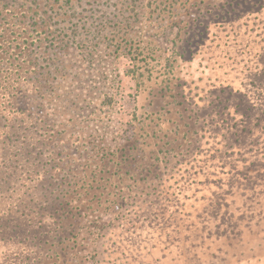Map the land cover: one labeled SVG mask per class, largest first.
I'll list each match as a JSON object with an SVG mask.
<instances>
[{
	"label": "rangeland",
	"instance_id": "374dc122",
	"mask_svg": "<svg viewBox=\"0 0 264 264\" xmlns=\"http://www.w3.org/2000/svg\"><path fill=\"white\" fill-rule=\"evenodd\" d=\"M81 2L83 17L97 15L106 4ZM235 2L172 0L160 18H152L147 8L144 27L149 36L159 33L145 50L146 59L118 61L120 71L130 74H122L108 143L77 145L79 127L65 140L64 133L55 132L64 128L59 112L64 113L67 85L64 0H0V29H5L0 30V264H264V157L258 153H263L258 142L264 120L242 132L238 120L230 129L234 121L228 114L240 99L246 107L247 95L264 101V9L244 16L248 11ZM112 11L111 5L104 9ZM25 37L34 49L22 59L17 44L28 46ZM13 58L23 67L6 77ZM71 59L73 83L94 87L92 67ZM22 78H32V85ZM226 86L240 90V99L223 102L229 96L213 91ZM17 87L23 96L13 111ZM4 90L14 94L6 98L5 111ZM30 109L23 132L20 120ZM96 134L106 135L102 129ZM124 136L128 143L119 145ZM20 146L31 148L30 155H14ZM184 158L189 162L181 161L175 179L166 180L167 206L160 203L149 213L146 207L137 221L122 217L153 200L163 190L164 174ZM18 162L23 165L16 168ZM8 177L12 187L3 182ZM69 179L71 187L65 184ZM221 184L227 186L224 192ZM24 191L44 192L42 203H48L47 195L50 201L63 194L53 209L31 212L42 221L28 233L13 231L19 224L15 216L2 212L15 210ZM26 204H32L22 205L30 210Z\"/></svg>",
	"mask_w": 264,
	"mask_h": 264
},
{
	"label": "flooded vegetation",
	"instance_id": "af4514ba",
	"mask_svg": "<svg viewBox=\"0 0 264 264\" xmlns=\"http://www.w3.org/2000/svg\"><path fill=\"white\" fill-rule=\"evenodd\" d=\"M103 1H106V4H101L100 9L102 10L97 15L87 16L84 14L83 17L81 14L85 8L81 0H64V82H67V85L64 83V126L66 125L68 130L79 127L80 131L76 132L78 136L73 141L78 143L77 145L80 143L99 145L108 143L107 134L110 133V129H113L111 122L116 107L115 96L121 87L123 74L119 69L118 61L121 58H127L128 60L146 59L145 50L150 49L149 46L159 32L157 34L153 33V36L148 35L147 27H144V23L148 18L145 10L149 8L152 11V18H154V15L155 18H160L161 12L164 11L163 7L170 6L172 2V0ZM110 5L114 12H104V9L109 8ZM1 25L2 22H0V27ZM0 30L5 33V29ZM16 39L19 38L16 37ZM24 39L27 41L28 46L26 44L25 46L17 44L19 46L17 54L24 55L22 59H25L26 55H31V50L34 49L29 47V37ZM3 40L4 38H0V42ZM68 49H73V54ZM69 56L72 58L70 61L73 64L75 62L73 57H75L79 58L83 65L89 68L92 67L95 78L94 87L88 90L83 87L79 88L78 84L75 85L73 83L68 74L72 71V68H69V61H67ZM10 59L8 60L10 61ZM13 59L14 61H10L8 65L7 73L4 74V76L7 75L6 77L15 75L23 67V64L21 65L18 62L19 60ZM48 64L50 62L46 58V65ZM107 64L109 66L104 68ZM109 70L112 72L107 73ZM129 74L130 70H124V76ZM21 75H19L20 78ZM31 79L27 78V80H24L22 78L21 82H25L30 87L32 85ZM134 80L137 81V78H134ZM5 89L8 90V88ZM7 90H4L1 94L4 97L3 111L7 110L5 105L6 98L14 95ZM20 93L21 87H17L16 96L13 98V103H11V107L15 103L13 111H17L20 108V99L23 96ZM31 109L23 114L26 120L23 118V120H20L25 125L22 131L28 129L26 126L30 119L28 113ZM61 114L63 113L59 112L60 118L62 117ZM98 129L104 130L106 135H97ZM125 132L127 133V131ZM129 139L126 136L120 137L117 143L123 145L128 143Z\"/></svg>",
	"mask_w": 264,
	"mask_h": 264
},
{
	"label": "trees",
	"instance_id": "16d2710c",
	"mask_svg": "<svg viewBox=\"0 0 264 264\" xmlns=\"http://www.w3.org/2000/svg\"><path fill=\"white\" fill-rule=\"evenodd\" d=\"M231 3H232V1L229 2V5ZM235 4H234V6H238L239 5L240 7H244L245 8V12L248 11L244 16H250V15H252L254 13V12H252L254 8H257L258 10L264 9V0H236ZM216 90H218V92L220 94H222L223 98L229 96L228 98H224L225 100H223V102L230 101L229 100L230 97H234L233 100L235 101V99L237 100L239 98L238 96L241 95L240 90H235L231 86L222 87L220 89H216L215 88L213 91H216ZM213 91L211 90L209 92L210 97H213L215 100H218L219 101V104H220L222 102V99H219V97H220L219 95H213L212 94ZM242 97H243V94H242ZM245 98H247L245 100V102L247 103V106L246 107L244 106V104H245L244 101H241V99L239 98L240 100L237 103H235L232 108L231 107L228 108V114L231 117V119H233V121H234V122H232L230 124L231 125L230 126V129H231L232 125H234L237 122V120H238L239 126H241V131L242 132L247 127L248 128L246 130H249L250 127H256V126L260 125L261 124V121L264 120V101H256L255 98L253 99V98H251L248 95ZM189 103H188V105H189ZM210 104L214 105L215 103L212 102ZM195 105L196 104L194 103V106ZM192 108L193 107H191V109ZM223 108H225V106H223ZM223 108H222V110H223ZM240 110H242V113H241ZM239 111H240V113H239ZM61 115L64 116V113L61 114ZM26 128H28V126H26ZM23 132H25V131H23ZM55 132H62V133H64V140L68 136L73 135L72 134V130H68L66 128V125L62 129L61 128H57V130ZM228 132H230V130ZM236 133L237 132L233 133V136L236 137ZM55 135L58 136L57 134H55ZM226 137H227V135L225 136V138ZM235 137H233V139L236 142L238 140V138H235ZM21 139L22 140L25 139L24 135L21 136ZM44 139H47V137H44L42 139V141H44ZM258 143H259V145H261V144L263 145V147H262L263 148V153H261V152H258V153L261 155V157H264V137H262L261 138V142H258ZM220 145H222V144H220ZM51 147H53V144L51 145ZM222 147H225V146L222 145ZM30 150H31V148L29 149V148H27L25 146H20L19 148H15V150H12V151L15 152L14 155L16 154L19 157H23L25 155H30ZM64 151H65V147H64ZM214 151L219 152L220 149H218V147H217V148L214 149ZM212 153L214 155L216 154L214 152H212ZM62 157H64V163L67 164L66 160H69L68 155L65 154V152H64V155ZM214 157H212V156L210 157L212 159V161H216L217 159H220V156H217V157L214 156ZM188 159L189 158L177 159V162H176L177 163V166L174 167L173 172L164 174L163 181H162V184H161V185L164 186L163 187V190L158 191L155 194V197H154L153 200H149L148 204H146V205L143 204V203H141V205L139 206V209L138 210H134L132 213L129 212L130 215H124V214H122V217H124V218H126V220H128L132 216L133 218H136V221H137V219L140 218V214L143 213L146 210V207H147V211L149 213V212H155L156 211V207L158 208V204H160V203H163V205L167 206L169 204V201H170L168 199L170 192H169V189L165 188V186H166V180L167 179H169V180L170 179L171 180L172 179H175V177H176L175 172L177 171V167L178 166L180 167V165L183 164V163H185V161L186 162H189ZM45 161H46V159H45ZM70 161H73L74 162V165H75V162H76L75 158L74 159H71ZM181 161H183V163H181ZM20 165H23L22 162H18L16 164V168H19ZM74 165H70V168H72ZM211 166H214V165H211ZM211 166L210 165H207V166H205V168L206 167H209L210 169H212ZM202 170H205V169L203 168ZM70 175L72 177H75L77 174H74V175L73 174H70ZM65 177H67V175ZM18 178L19 177H16L15 180L18 181ZM36 179H37L38 184H39L38 186H40L41 189H44V186L46 187V185L44 183V180L41 179V177H38ZM12 181L13 180L11 178H9V177L8 178H5V180H3V182H7L8 183L9 187H12L11 186L12 185L11 184ZM177 181H178V179H177ZM191 181L192 180H190V182ZM65 184H66V186L71 187L72 181L69 179L68 181L65 182ZM24 185H25V182H24L23 186ZM183 187H186V186H183ZM183 187H182V189L179 190L180 192L183 191ZM226 187L227 186L221 184L218 189L220 191L224 192L225 189H226ZM71 190H73V189H71ZM11 191H13V190H11ZM52 192H54V191L51 190L50 193H52ZM44 196H45L44 192H34L32 194H28V193H25V191H24V192H22L19 195V198L21 200H19L18 202H14L13 203L15 205V208H16L15 210H12L10 208H8L6 210H2L3 213H8V214L9 213H12L15 216L13 218L14 221H16V222L19 223L18 225H16V226L13 227V231H17L18 232V231H24L25 230V232L28 233L29 232V228H35L34 225L40 224V222H39L40 219H37L33 215L31 216V212L32 213H38V212H36V209L37 208L39 210H45L46 208L53 209L54 206H55V203H54L55 200H57L59 197H60V199H62L63 194H62V192H61V194L58 193L57 196L51 197V200L50 201H48V195H47L46 201L48 203H45V202L42 203V198ZM23 200H25V201H23ZM24 203H30V204H32V206H28L26 204V208H28L30 210H26L25 208L22 207V205ZM19 205H21V206H19ZM53 213H55V211ZM165 214H167V213L164 211V215ZM154 215L155 214H153L152 218L154 217ZM148 219H149V216L147 215V221H148ZM40 221H42V220H40ZM170 247H174V244H171ZM195 253L197 254V252H195ZM195 253H194V255H195ZM195 258H197V257L195 256Z\"/></svg>",
	"mask_w": 264,
	"mask_h": 264
}]
</instances>
